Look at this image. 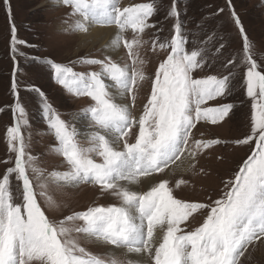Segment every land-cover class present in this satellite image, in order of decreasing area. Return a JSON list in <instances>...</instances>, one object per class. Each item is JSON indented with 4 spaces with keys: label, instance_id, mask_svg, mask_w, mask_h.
Here are the masks:
<instances>
[{
    "label": "snow or ice",
    "instance_id": "1",
    "mask_svg": "<svg viewBox=\"0 0 264 264\" xmlns=\"http://www.w3.org/2000/svg\"><path fill=\"white\" fill-rule=\"evenodd\" d=\"M227 3L242 48L224 64L226 75L197 77L198 70L211 67L207 44L212 37L189 49L175 2L166 13L173 21L170 35L161 40L162 29L152 22L158 13L155 0L128 6H122L121 0H54L56 6L69 9L65 32L87 34L92 27L115 31L100 58L82 56L69 64L37 61L68 95L89 101L72 114L89 129L81 133L62 118L40 88L30 89L39 98L42 118L56 141L52 151L62 158L63 171L45 175L38 166L39 157L28 150L22 131L28 124L27 114L13 73L15 124L6 129V140L14 158L4 161L12 166L0 176V264H124L109 253L93 254L79 237L139 257L127 264H243L250 248L264 244V52L258 62L232 0ZM8 15L11 19L10 5ZM152 29L156 31L149 42L144 36ZM10 33L15 54L17 45L24 42L17 39L14 22ZM224 47L221 43L216 55ZM121 49L125 56H119ZM142 50L166 52L151 76L145 72ZM110 53H116L117 59ZM79 65L93 70L76 71ZM237 69L252 111L249 134L233 143L253 146L251 154L225 182L220 198L211 203L179 199L174 189L189 181L178 179L173 187L163 174L174 173L185 161L196 169L201 155L227 143L197 138L194 130L231 118L234 105L222 100L232 92ZM146 80L150 91L137 115L138 96ZM81 135L83 144L78 139ZM157 176L161 178L155 180ZM146 179L151 181L150 188L137 190ZM50 185H91L119 203L93 204L53 220L40 203L42 198L48 208L59 207L48 192ZM198 214H203L202 222L192 227Z\"/></svg>",
    "mask_w": 264,
    "mask_h": 264
},
{
    "label": "rangeland",
    "instance_id": "2",
    "mask_svg": "<svg viewBox=\"0 0 264 264\" xmlns=\"http://www.w3.org/2000/svg\"><path fill=\"white\" fill-rule=\"evenodd\" d=\"M52 1L8 0L6 3L5 0H0V176L12 166L4 161L13 157V154L8 151L6 140V129L15 124L12 106L16 101L11 90L13 73H15V80L18 84L19 100L25 108L28 120V124L22 126V131L29 145L28 150L39 157L38 166L45 170V175L53 170L63 171L65 169L61 167L62 158L52 151L56 141L48 132L46 122L41 115L39 98L30 90L31 87L40 88L62 118L74 124L79 132L84 133L87 128L82 121L73 119L72 114L87 106L88 99H77L68 95L55 83L50 71L37 61L51 59L57 63L69 64L82 56L100 58L104 54V48L100 44L91 45L90 40L83 42L81 35L86 34L74 35L65 32L64 22L68 19L66 14L69 9L56 6ZM144 2H150V0H121V5L128 6ZM155 2L158 13L152 18V22L157 25L158 29H162L158 35L163 40L169 37L173 24L171 19L166 18V13L172 3H176L177 0H155ZM9 5L11 19L8 15ZM232 5L245 26L250 41L254 44V58L261 62L260 53L264 52V0H232ZM178 6H182L185 10V16H181V22L183 25L184 21L186 22L184 29L187 31L185 34L189 40V49L202 46V41L208 40L209 36L212 37L207 44L210 53L208 64L211 67L198 70L195 75L197 77L208 74L225 75L227 71L224 64L230 56H235L242 48V39L231 18L227 0H178ZM221 8L224 11L218 14ZM14 21L17 36L20 34V41L24 42L17 45L18 51L15 54L11 50L10 39L11 25ZM68 22L71 23L72 20L69 19ZM155 31L156 29L149 30L144 39L151 42L152 33ZM223 42H227L228 45L221 50L222 54L216 55V48ZM14 56L15 59H13ZM120 56H125L122 49ZM142 56L147 61L144 66L145 72L151 76L159 61L166 56V52L158 50L152 53L150 50H142ZM113 58L117 59V57ZM15 61L18 62L17 65ZM75 70L93 69H86L85 66L79 65L75 67ZM232 83L231 94L222 100L224 103L234 105L231 118L220 125H198L197 130H194L197 138H218L227 143L216 145L201 155L196 169L189 168L185 173L177 172L170 176L167 173L163 174L170 180L173 187L178 179L189 181L187 185L174 189V195L179 199L211 203L212 200L220 198L225 190V182L234 177L240 165L251 154L253 146H237L233 143L249 134L252 111L251 100L246 96V91L242 87L239 69L235 71V79ZM149 91L150 81L146 80L141 85L135 114H139ZM78 139L83 144L85 136L81 135ZM200 169H203V172H200ZM160 178L155 177L156 180ZM15 183L13 178V185ZM148 189L142 187L143 191ZM39 190L37 188L38 192ZM48 192L59 207L48 208L42 198L40 203L45 207L49 218L53 220L85 210L93 204L119 203L114 197L101 195L99 189L91 185H81L78 188H56L50 185ZM202 218L203 214H198L191 226H198ZM68 226L73 225L70 223ZM79 240L81 245L93 254L104 255L106 253L105 249H99L94 243L86 242L82 237H79ZM115 258L123 261L124 264L128 262L124 254H118ZM242 262L243 264H264V244L250 248L242 258Z\"/></svg>",
    "mask_w": 264,
    "mask_h": 264
},
{
    "label": "bare ground",
    "instance_id": "3",
    "mask_svg": "<svg viewBox=\"0 0 264 264\" xmlns=\"http://www.w3.org/2000/svg\"><path fill=\"white\" fill-rule=\"evenodd\" d=\"M52 3L54 4V0L52 1ZM115 29L114 28H110V27H92L90 29V31L86 34V35H81V39L84 42L85 40H90V44L91 45H97L100 44L101 47L104 46V44L106 42L109 41V39L112 37L113 33H114ZM92 40H94V42H92ZM99 42V43H98ZM121 52V50H120ZM120 52H119V56H120ZM113 57H117L116 53H110ZM86 100V99H84ZM84 123V122H83ZM89 129L86 128L85 132L88 131ZM84 132V133H85ZM175 168V166H174ZM189 169L188 167V161H185L184 165H182L179 168H175L174 173L173 172H168L167 174L172 175L175 173H185L187 170ZM155 179V178H154ZM156 180V179H155ZM151 186V181L150 180H145L139 187L137 190L143 191L142 187L145 188H150ZM135 187V186H134ZM99 249H105L106 253L112 254V255H118V254H124L127 259H132V260H137L139 259V257L133 256V255H126L122 250H118V249H111L110 247H104V246H97Z\"/></svg>",
    "mask_w": 264,
    "mask_h": 264
},
{
    "label": "trees",
    "instance_id": "4",
    "mask_svg": "<svg viewBox=\"0 0 264 264\" xmlns=\"http://www.w3.org/2000/svg\"><path fill=\"white\" fill-rule=\"evenodd\" d=\"M176 5H177V8H178V10H179V12H180V20L182 21V17L181 16H185V10H184V8L182 7V6H178V0H177V2H176ZM222 14L223 12H219L218 14ZM232 18V17H231ZM14 24H15V26H16V23H15V21H14ZM184 25H185V27H186V22L184 21ZM244 26V25H243ZM244 28H245V26H244ZM245 31H246V28H245ZM184 32H187V31H185V29H184ZM20 33V32H19ZM246 33H247V31H246ZM248 35V34H247ZM249 37V36H248ZM10 39H11V37H10ZM17 39L18 40H20L21 39V35L19 34L18 36H17ZM223 44L225 45V46H227L228 45V43L227 42H223ZM189 45V44H188ZM188 47V46H187ZM17 64H18V62H17ZM15 65H16V61H15ZM227 74V73H226ZM225 74V75H226ZM10 96H11V92H10Z\"/></svg>",
    "mask_w": 264,
    "mask_h": 264
}]
</instances>
